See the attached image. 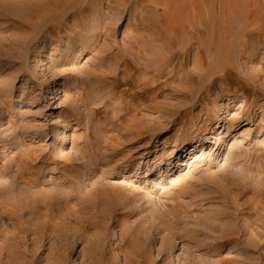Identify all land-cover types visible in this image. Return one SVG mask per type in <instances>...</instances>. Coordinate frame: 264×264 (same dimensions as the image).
Masks as SVG:
<instances>
[{"label": "rangeland", "instance_id": "1", "mask_svg": "<svg viewBox=\"0 0 264 264\" xmlns=\"http://www.w3.org/2000/svg\"><path fill=\"white\" fill-rule=\"evenodd\" d=\"M257 187L264 0H0V264H264Z\"/></svg>", "mask_w": 264, "mask_h": 264}, {"label": "bare ground", "instance_id": "2", "mask_svg": "<svg viewBox=\"0 0 264 264\" xmlns=\"http://www.w3.org/2000/svg\"><path fill=\"white\" fill-rule=\"evenodd\" d=\"M228 40H230V39H228ZM230 43H231V42H230ZM182 165H186V163L183 162ZM247 181H248V180H247ZM249 184H250V182H249ZM251 186H252V188H253V185H251ZM257 188H258V187H257ZM253 190H254V189H252V191H253ZM253 192H255L257 195H261L262 193H264V189L261 190V189H259V188H258V189L255 188V190H254Z\"/></svg>", "mask_w": 264, "mask_h": 264}]
</instances>
